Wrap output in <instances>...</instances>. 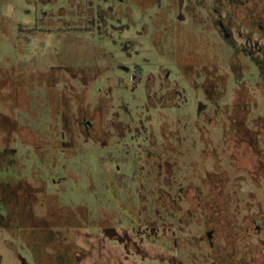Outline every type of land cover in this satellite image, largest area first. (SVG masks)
Wrapping results in <instances>:
<instances>
[{
  "label": "flooded vegetation",
  "instance_id": "af4514ba",
  "mask_svg": "<svg viewBox=\"0 0 264 264\" xmlns=\"http://www.w3.org/2000/svg\"><path fill=\"white\" fill-rule=\"evenodd\" d=\"M61 1L56 20L41 12L15 42L0 27V264H100L106 244L113 264H264L259 212L237 217L241 183L258 190L264 179V117L246 120L264 113V0ZM142 18L151 29L121 40L127 63L113 66L129 73L149 114L135 120L99 88L85 105L88 85L111 67L87 41L115 44L108 30ZM146 30L136 53L152 58L149 68L128 52ZM31 39L54 47L41 69L23 60L36 53ZM71 52L94 58L70 65ZM89 141L103 152L96 212L78 199L83 178L69 167L82 170Z\"/></svg>",
  "mask_w": 264,
  "mask_h": 264
},
{
  "label": "rangeland",
  "instance_id": "374dc122",
  "mask_svg": "<svg viewBox=\"0 0 264 264\" xmlns=\"http://www.w3.org/2000/svg\"><path fill=\"white\" fill-rule=\"evenodd\" d=\"M64 7L65 6L62 4L61 0L54 2V4H52L51 0H48V1L47 0H0V27L9 31L11 37L14 38L13 40L15 42V32L18 29V26H24V25L28 26L30 21L34 22L35 19L39 17V15L42 14L41 12L45 10L53 11L54 18L56 20L58 18V14H60L59 13L60 9ZM148 13L152 14L153 10H148ZM143 26H146L147 30L150 28L149 23H146V20L142 18L141 20H137L135 24L131 25L130 29H127L123 32H121L120 30L113 31V32L108 30L106 38L108 40L115 41L116 42L115 44L113 43L109 44L107 41L105 42V39L99 41L101 38L98 35L93 36L90 41H87L88 44L91 43V46L94 47L93 49L99 48V45L100 46L102 45L104 47L105 54L101 55L100 57L101 63H99L98 65H101V66L102 64L107 65V66L111 65V67H109V69L105 72V74H102V73L101 75L99 74L98 75L99 77L96 82L94 81L88 85V88H92V90L89 94V97H86L84 100L85 105L90 103V108L94 107V104H95L94 100L97 102V99L99 98V96L95 97V94H97L96 89L99 88L100 89L99 93H101V95H103V93H105L106 91L111 90L116 102L120 101V103H123L124 105L122 106V108L124 109V111H126L127 113H131V116L135 120L136 119L142 120L143 119L142 116H146L149 114V113L143 112V107H142L143 96L137 91L133 93L130 91V87L132 83H131V78H130L129 73H124V71H119L113 66L115 63H127L125 56L118 53V51H120L119 49L120 41L121 40L125 41V39L126 40L129 39V37H126L127 35L131 36L133 31H139L140 29L143 28ZM147 30L145 33L140 34L141 36L133 34L134 44H130L128 47V52L132 54L131 60L138 61L140 59L139 62H143L144 68H147V67L149 68L151 66L147 62H150V61L152 62V58H150V56L145 53H143L144 55L143 54L139 55V53L137 54L136 52L141 51L140 50L141 43L144 42L145 46L148 45V43L145 41V38H143L147 35V33H149L147 32ZM11 37H9V39ZM7 39L8 37H6V43H3V44H6V46L9 47L8 45L9 42H7ZM25 39L28 40L29 37L27 36V38L25 37ZM31 40H32V43L28 42V45L30 46L31 50L34 49L36 53L32 55L29 52H27V55L26 54L24 55L23 60L25 59L26 61V59H28L29 57L28 55H30L31 58L33 56V60L35 63L34 65H37V67L41 69L45 65L46 61H48L44 58V56L47 53L52 52L54 50V47H52L51 45H47V43H45L44 45L45 47H41L40 42L38 40H33V39ZM10 43L12 44V42ZM55 43L57 42L55 41ZM262 43L264 44V42ZM47 46H49V49L46 52L45 50ZM7 47H6V51L9 52V49H7ZM36 49H38V51ZM107 54H110L111 56L108 57ZM93 56L94 55L86 56L84 60L81 55L77 56L76 53L71 52L69 54L68 63L70 65H77L78 63H84V61L91 62L92 59L94 58ZM89 58L91 60H89ZM63 77L69 78V75L67 74L64 75L62 73L61 78ZM92 78H93L92 76H89L88 80L92 81ZM72 83L73 82H71V85ZM73 84L77 85V83L76 84L73 83ZM58 86L61 87V84H59ZM86 93L88 95V91H86ZM41 95H43V93ZM255 99H257L256 101H258L257 97H255ZM260 106H261V112H263L264 111L263 101L260 102ZM70 107L72 108L73 106H70ZM46 109H48L47 103L45 102L44 98L41 97L40 103L37 107V111L38 113H46V111H44ZM188 110H190L191 113H193V108H190ZM136 113H137V117L135 118ZM258 116L264 117V113H250L249 118L247 117L246 120L247 122H249V119H251L252 117H258ZM181 117H182V123H181L182 126L188 127L189 125H192L190 124L191 123L190 121H187V119L184 118V113L181 114ZM47 119L48 117H42L43 122L46 121ZM42 121L37 122V124L41 125ZM92 143L93 141L87 142L88 145H85L86 149L82 152L84 157L83 158L81 157V159L85 161L82 170H80L79 167L76 165H69V167L73 172L80 173L83 178V185H84L83 189H85V194L78 199L80 201L83 200L85 205L88 206V208L91 209L92 212H96L95 208H97L98 205H96L94 194L97 193L98 195H100L99 193L100 189L97 184V179L103 175L102 171L97 172L98 168H97L96 159L101 154H103V152L102 153L99 152L98 149L95 150L94 145H92ZM77 162H79V160H77ZM262 165H264V163H262ZM251 168H254L252 164L250 165V169ZM263 170H264V166H263ZM87 174H89V176H91L92 178L91 185L93 186L92 189L94 191L91 188H89V183L86 182ZM241 188L244 189V192L241 195L240 212H238V215H237L238 220L240 221L241 215H244V214L253 215L255 212H259V215L264 222V179L263 177L260 181V189L256 190V188L253 185H251L248 178L246 179L245 183L243 182L241 183ZM254 190H255L254 197L249 198L246 196V192L248 191L253 192ZM76 199L77 198H72L74 202ZM245 205L250 206V209L246 210ZM243 207H244V210H243ZM257 224L260 225L261 223L258 221ZM84 231L86 234L89 233L88 230H83V232ZM85 236L86 238L89 237L88 235H85ZM110 249H111L110 244L104 245V247L100 251V253L104 255V257L101 258L100 264H113V262L111 261ZM94 254L95 253L92 252L91 254L92 257H94L93 256ZM119 264H133V262H128V263L119 262Z\"/></svg>",
  "mask_w": 264,
  "mask_h": 264
}]
</instances>
